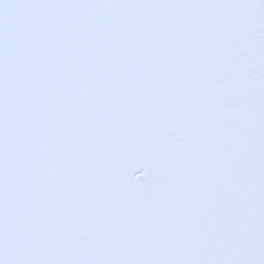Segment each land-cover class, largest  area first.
Listing matches in <instances>:
<instances>
[{
	"label": "snow or ice",
	"instance_id": "6c2138e0",
	"mask_svg": "<svg viewBox=\"0 0 264 264\" xmlns=\"http://www.w3.org/2000/svg\"><path fill=\"white\" fill-rule=\"evenodd\" d=\"M0 264H264V0H0Z\"/></svg>",
	"mask_w": 264,
	"mask_h": 264
}]
</instances>
